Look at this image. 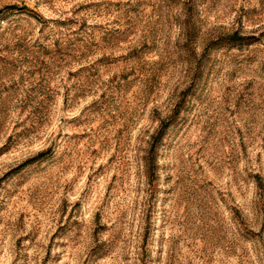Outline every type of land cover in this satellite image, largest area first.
Segmentation results:
<instances>
[{
	"label": "rangeland",
	"instance_id": "rangeland-1",
	"mask_svg": "<svg viewBox=\"0 0 264 264\" xmlns=\"http://www.w3.org/2000/svg\"><path fill=\"white\" fill-rule=\"evenodd\" d=\"M0 264H264V0H0Z\"/></svg>",
	"mask_w": 264,
	"mask_h": 264
},
{
	"label": "trees",
	"instance_id": "trees-1",
	"mask_svg": "<svg viewBox=\"0 0 264 264\" xmlns=\"http://www.w3.org/2000/svg\"><path fill=\"white\" fill-rule=\"evenodd\" d=\"M232 40H234V41H232V42H235V39H232ZM159 135H162V132H161V131L159 132Z\"/></svg>",
	"mask_w": 264,
	"mask_h": 264
}]
</instances>
